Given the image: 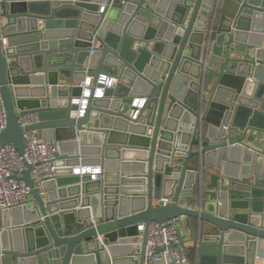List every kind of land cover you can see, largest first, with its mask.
<instances>
[{"label":"water","instance_id":"1","mask_svg":"<svg viewBox=\"0 0 264 264\" xmlns=\"http://www.w3.org/2000/svg\"><path fill=\"white\" fill-rule=\"evenodd\" d=\"M101 74L115 87L92 91L78 117V83ZM0 107V147L23 156L19 112L35 113L27 129L61 155L45 198L27 165L34 204L0 213V264H144L139 224L178 216L199 264H258L264 0H0ZM79 165L101 166L102 180L75 175ZM197 186L198 207L185 206Z\"/></svg>","mask_w":264,"mask_h":264},{"label":"built area","instance_id":"2","mask_svg":"<svg viewBox=\"0 0 264 264\" xmlns=\"http://www.w3.org/2000/svg\"><path fill=\"white\" fill-rule=\"evenodd\" d=\"M7 46V40L2 42ZM94 54V50L91 51ZM117 80L110 74H101L96 82L93 78L86 77L78 83L82 89L80 97L74 99V104L79 106L78 117L85 115L88 99L92 91L94 98H102L107 90L115 87ZM148 102L147 97L135 98L131 116L136 119L139 109ZM18 122L24 132L25 154L21 156L12 144L0 147V213L12 212L16 207L25 203L34 204L31 196V188L24 180V172L27 165L31 166V177L35 182L36 189L41 197L45 198L46 192L43 184L57 177L60 168V149L56 140H46L39 135L38 130H29L28 127L39 122L35 113L21 114L19 112ZM7 128V113L4 107H0V134ZM103 168L97 166H75V175L90 176L91 181L97 182L103 178ZM171 199L162 198L157 202L159 206H168ZM186 217H172L165 223L151 222L149 225L140 223L138 230L143 237L147 232L146 250L144 264H189L188 248L180 244L178 232L183 230ZM183 234V233H182ZM102 241V239H100ZM158 248H163L158 252ZM133 257L141 259V253L135 252ZM261 264H264V246L259 255Z\"/></svg>","mask_w":264,"mask_h":264},{"label":"crops","instance_id":"3","mask_svg":"<svg viewBox=\"0 0 264 264\" xmlns=\"http://www.w3.org/2000/svg\"><path fill=\"white\" fill-rule=\"evenodd\" d=\"M39 135L45 139L44 137V134L42 131H39ZM200 165V162L198 161V159H195L192 163H191V168L192 169H196L198 168ZM204 167L205 169L211 171V166H205V162H204ZM214 170V169H213ZM218 171V170H217ZM216 171V172H217ZM219 173V172H218ZM211 182V179L210 177L208 176L207 177V180H206V184H209ZM198 186H197V189L195 190V195H193V198L189 201H187L186 203H183L185 206H188V207H192V208H197L198 207ZM68 219H71L70 217H68ZM194 224L196 223L194 220L192 221ZM189 223L187 222V219L185 220V224H184V228L182 230V233L183 235L185 236V238L187 240H190V236H191V230L189 229ZM187 248H188V256H189V261L190 263L189 264H199V255H198V252L196 250V245L194 242H191V241H188V243L186 244ZM258 264H261V260L258 259Z\"/></svg>","mask_w":264,"mask_h":264}]
</instances>
